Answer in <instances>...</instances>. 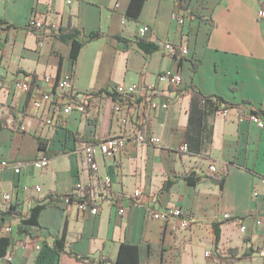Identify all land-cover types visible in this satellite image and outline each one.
Wrapping results in <instances>:
<instances>
[{
    "label": "crops",
    "instance_id": "obj_1",
    "mask_svg": "<svg viewBox=\"0 0 264 264\" xmlns=\"http://www.w3.org/2000/svg\"><path fill=\"white\" fill-rule=\"evenodd\" d=\"M130 2L0 0V20L6 23L0 26V119L7 122L0 129V159L29 161L40 155L49 159L46 169L31 165L20 173L13 167L1 169L0 183L12 192V203L24 214L35 199L51 192L71 193L78 183L81 189H91L92 202L100 206L97 215L74 205L67 210L47 206L40 213L41 226L30 229L34 240L18 233L19 217L10 218L12 231L0 226V237H12L13 263L93 264L68 250L115 260L120 243L126 241L139 245L142 264H186L187 259L190 264H220L215 252L211 255L212 222L220 221V252L237 248L234 264H264V243L254 221L256 214H264V127L240 117L234 108L214 112L210 104L202 105L197 93L186 91L195 85L205 95L249 101L264 110V17L258 15L264 0H187L189 10L182 12L175 0H145L138 20L126 17ZM36 5L47 11L51 22V28L40 30L46 31L41 42L35 32L24 28ZM176 13L187 17L183 26L176 21ZM68 22L85 34H103L83 46L75 63L70 46L51 32ZM143 24L151 30L142 39L157 46L149 53L137 42ZM168 39L178 47L187 46L188 53L181 55L178 49L172 54L164 46ZM165 70L181 74L178 89L160 79ZM25 72L38 78L47 73L71 74L79 94L109 90L118 83L159 88V100L168 106L161 105L141 128L160 142L129 138L125 151L99 154V169L91 170L84 145L123 130L113 121L111 96L103 95L102 109L93 123L74 109L63 127L50 128L31 106L29 94L14 87L16 80L26 77ZM38 130L44 149L39 146ZM183 143L188 151L180 149ZM211 164L218 169L211 174L225 175L223 188L209 177L196 184L178 178L187 172L207 174ZM107 176L112 179L109 187L104 184ZM169 178L174 185L163 191ZM254 186L259 187L258 198L253 196ZM139 187L142 195L135 198ZM169 205L187 209L192 225L183 229L174 220L149 215L150 209L159 211ZM122 206L124 214L119 213ZM226 213L241 219L245 231L235 220L224 218ZM65 220L67 251L59 254L50 235L60 234ZM5 262L6 257L0 258V264Z\"/></svg>",
    "mask_w": 264,
    "mask_h": 264
},
{
    "label": "built area",
    "instance_id": "obj_2",
    "mask_svg": "<svg viewBox=\"0 0 264 264\" xmlns=\"http://www.w3.org/2000/svg\"><path fill=\"white\" fill-rule=\"evenodd\" d=\"M180 12L181 10L179 8ZM258 15L264 17V6L259 10ZM176 21L180 26H183L187 20L184 14L176 13ZM47 11L41 9L37 5L34 7L30 18V25L33 28L42 30L51 28V22L49 21ZM151 27L147 24H143L139 28V36L144 37L149 33ZM164 46L172 54H175L176 50H180L181 55L188 53V47H178L170 39L166 40ZM2 69V63L0 61V70ZM160 79L165 80L174 89H178L182 82V76L178 71L165 70L160 73ZM14 87L19 88L29 94L30 104L33 108L40 111V119L44 126L50 128L63 127L66 124L68 115L77 109L81 116L90 121V123L97 118L102 109L103 95L96 94L98 91H88L83 94H79L76 91L74 78L71 74L56 75L47 73L43 77L33 80L32 77L26 76L18 79L14 82ZM49 87V88H48ZM109 91L115 94L116 98L112 99V118L119 127L126 128V133L122 131L118 134L110 135L109 137L102 139L98 142H90L84 145L83 152L86 161L93 171H98L99 164L97 157L99 154L113 156L117 153H121L126 150L127 142L129 138L136 135L139 141H146L152 143L160 142L158 137H155L152 133L144 130L142 125L150 122L153 118L155 111L162 105L168 106L167 102H160V89L155 86H146L138 83L126 84L118 83L112 86ZM89 106V108L87 106ZM237 110L240 117L248 118L252 123L258 127H264V117L252 112V105H241L240 107H232ZM230 109V108H229ZM229 109L222 112L226 113ZM150 131V130H148ZM180 149L182 151H188L189 147L187 143H183ZM31 165L39 169H46L49 165L48 157L44 155L37 156L29 161L21 160H8L0 159V170L8 167H13L16 173H20L21 169ZM218 169L215 164L209 166V173H217ZM264 181V178H263ZM112 183L110 176L105 177L104 184L109 187ZM37 189L40 186H36ZM76 188L81 191V184L78 183ZM142 195V189L139 187L135 189L133 196L139 198ZM260 190L258 186L253 188V196L258 198ZM12 192L5 190L0 183V204L6 207L9 204H13ZM68 201V199H66ZM81 211L89 210L93 215H97L100 212V206L98 204H90L88 202L76 201L73 204ZM126 212L125 207L119 208V213L124 214ZM149 215L153 218L161 219L166 222L174 220L179 228L187 229L192 225V218L187 209L177 206L169 205L163 209L156 211L154 209L149 210ZM230 213L224 214V218H232ZM10 218L5 220L0 219V226L3 231H12V225L9 223ZM254 221L260 229L262 241L264 243V214H256ZM235 222L240 224L242 231H245L246 225L241 219H235ZM36 247L41 246V241L36 242ZM206 254L210 255V251ZM7 260L13 261L12 253L9 252L6 255Z\"/></svg>",
    "mask_w": 264,
    "mask_h": 264
},
{
    "label": "trees",
    "instance_id": "obj_3",
    "mask_svg": "<svg viewBox=\"0 0 264 264\" xmlns=\"http://www.w3.org/2000/svg\"><path fill=\"white\" fill-rule=\"evenodd\" d=\"M175 1L181 10L183 11L189 10V5L187 0H175ZM144 2L145 0H131L130 5L126 12V17L130 20H138ZM3 24L6 23L3 20H0V26H2ZM24 28L30 29L33 32H35L37 35L38 42H41L46 36L45 35L46 31L42 32L36 28H33L30 25V23L27 24ZM51 32L53 37L65 42L70 46L71 48L70 55L73 60V63L77 61L81 49L87 42L99 39L103 36L102 32L100 31H93L88 34H85L81 29L72 25L70 22H68L65 26L59 27L56 31L54 30ZM137 42L139 46L144 48L148 53L157 48L155 44L142 39V37L137 38ZM25 74L26 76L32 77L33 80H37V75H35V73L25 72ZM187 90L188 91L190 90V92L197 93L200 96L202 105L208 103L211 106H213L214 112L224 111L232 107H240L241 105L250 104L249 101H242L237 103L232 102L227 100L225 97L217 94L205 95L195 85L190 86L189 89H186V91ZM96 94L109 95L114 99L116 98L115 94L109 91L108 89L98 90ZM252 112L264 116V110L262 109H257L252 107ZM203 119H204V113H202V121ZM5 126H7V122L0 119V129ZM40 134H41L40 130H38L37 138L39 140V146L40 149H44L45 142L41 138ZM203 177L212 178L214 181L219 183L221 188H223L224 186L225 175L219 176L217 174L207 173L197 176L195 175L194 172H187L185 175L178 176V178L180 179L183 178L187 180L190 184H196ZM174 182L175 181L171 180L170 178L167 179L164 182L162 190L164 191L170 189L174 185ZM66 199H68V201H66ZM76 201L88 202L90 204H93L91 189L84 188L81 189V191L79 192L78 189L75 187L74 191H72L71 193L64 194V193L51 192L42 199H35L34 202L31 203V205L28 207V210L25 214L22 211L18 210L15 204H9L6 207H0V219L5 220L7 218L19 217L20 221L17 226L18 233L27 234L31 240H34V237L30 233L31 232L30 229L35 226H41L39 222V217L43 209H45L47 206H58L67 210L70 209L73 206L74 202ZM226 219L235 220L236 218L232 217ZM221 224H223V222L220 221L212 222V228L215 234V242H214V249L211 255L215 252L216 254L215 256L217 257L220 264H234V262L238 259L237 248H228L224 252H220L218 250V244L222 234ZM66 230H67V220H65L63 229L60 234L50 235L52 240L51 242L52 247L59 254L67 251ZM11 241H12V237L10 236L0 237V258H5L6 255L9 252H11L9 251V249L12 248ZM44 241L45 242L47 241V237L44 238ZM68 252L80 260H88L90 262H93V264H142L140 259L139 245L126 241L120 243L118 256L115 260H111L110 258L103 256H100L99 258L95 259L90 256L80 255L79 253L73 250H68ZM5 264H14V263L13 261L6 259Z\"/></svg>",
    "mask_w": 264,
    "mask_h": 264
},
{
    "label": "rangeland",
    "instance_id": "obj_4",
    "mask_svg": "<svg viewBox=\"0 0 264 264\" xmlns=\"http://www.w3.org/2000/svg\"><path fill=\"white\" fill-rule=\"evenodd\" d=\"M96 119H94V121H95ZM123 130H122V133H124L125 131H126V128H122ZM125 135H127L126 133H124ZM137 136L136 135H133V137L132 138H136ZM178 249H180V246H179V248ZM177 254V253H176ZM206 256H210L209 254H206ZM186 264H190V262H189V260L187 259L186 260Z\"/></svg>",
    "mask_w": 264,
    "mask_h": 264
}]
</instances>
